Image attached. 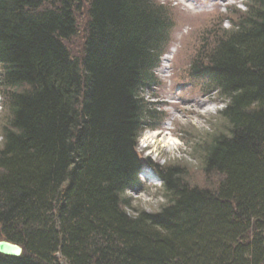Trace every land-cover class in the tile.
I'll list each match as a JSON object with an SVG mask.
<instances>
[{
	"label": "trees",
	"instance_id": "trees-1",
	"mask_svg": "<svg viewBox=\"0 0 264 264\" xmlns=\"http://www.w3.org/2000/svg\"><path fill=\"white\" fill-rule=\"evenodd\" d=\"M89 1L77 57L82 0H0V240L25 253L0 264H264V0L235 8L191 66L225 103L228 130L203 154L216 184L154 164L165 202L136 215L140 91L174 22L154 0Z\"/></svg>",
	"mask_w": 264,
	"mask_h": 264
},
{
	"label": "rangeland",
	"instance_id": "rangeland-1",
	"mask_svg": "<svg viewBox=\"0 0 264 264\" xmlns=\"http://www.w3.org/2000/svg\"><path fill=\"white\" fill-rule=\"evenodd\" d=\"M154 1L170 10L174 27L165 49L166 56L161 66L156 69V81L143 88L140 93L146 107L150 109L157 102L159 105H156V108L166 112L165 121L174 127L173 134L171 133L173 139L172 136L168 140H162L160 136L154 138V134L146 130L143 136L139 137L136 151L142 162L147 158L153 165L159 164L162 168L165 166L180 168L184 171L186 179L199 185L205 184L206 180L216 184V178L208 179L203 173V154L217 132L228 130L227 120L220 115L225 103L217 91L208 90L212 88L207 87L209 81L206 78L192 73L191 66L203 42L210 40L221 24L226 29L231 28L232 21L228 18L238 16L234 14L235 8L245 11L248 1ZM89 9L90 1L82 0L80 10L76 11L77 32L65 44L72 56H82L90 21ZM2 106L1 101L0 145L2 124L7 116V111ZM156 115V119H159L160 116ZM153 116L154 113H148L147 121L152 122ZM160 127L164 130L166 126L162 123ZM150 138L151 145L156 148L155 151L149 149L147 145L144 146L145 141ZM167 142L171 145L168 146ZM157 185L142 180L130 191L125 192L124 196L128 201L125 207L130 215H136L139 211L147 213L159 211L165 198L162 196V188ZM61 264L66 263L61 261Z\"/></svg>",
	"mask_w": 264,
	"mask_h": 264
},
{
	"label": "bare ground",
	"instance_id": "bare-ground-1",
	"mask_svg": "<svg viewBox=\"0 0 264 264\" xmlns=\"http://www.w3.org/2000/svg\"><path fill=\"white\" fill-rule=\"evenodd\" d=\"M161 60H160V65H161ZM156 72V69L154 70V73ZM156 74V73H155ZM149 87V86H148ZM0 91H2V89L0 90ZM1 101H3V98H1L0 97V102ZM156 102V101H155ZM156 105H159V104H157V102H156ZM156 105L154 104L153 105V107H151L150 109L149 108H147V109H149L148 110V113L150 112H152V113H154V115H158V117H159V119H156V118H153V121H152V123H151V125H150V127L149 128H144L143 129V131L141 132V135H140V137H142L143 136V134L146 132V130H149V132L151 133V134H154V138H158L159 136L162 138V140H164V139H166V140H168V138L169 137H171L172 136V139H173V133H172V131L174 130V127L172 126V124H169V123H167V121H165V115H166V112L165 111H162V110H159L158 108H156ZM156 115V116H157ZM157 121V122H156ZM162 123H164V125L166 126V127H164V130H163V128H161L160 127V125L162 124ZM172 133V134H171ZM151 139L152 138H150V140L149 139H147L146 141H145V144H144V146L145 145H147V146H149V149H151V150H153V151H155V149L156 148H154L152 145H151V143H150V141H151ZM167 145L168 146H170L171 145V143L170 142H167ZM143 147V146H142ZM145 158V157H144ZM142 162V161H141ZM160 166V165H159ZM156 169V167H155V165H153V163L151 162V161H149L147 158H145V160H143V162H142V165H141V167H140V169L138 170V173H137V176L138 177H140V178H142V179H145V174H142V172H144V171H146L148 174H149V176H150V178H152L153 179V181H154V184L155 185H157V184H159V185H157L158 187H163L164 185H165V181H164V179L162 178V176L161 175H159L156 171H155V169ZM137 182V181H136ZM160 184H161V186H160ZM137 185H138V182H137ZM5 240V239H4ZM7 241V240H6ZM9 241V240H8ZM9 242H11V241H9ZM11 243H14V242H11ZM14 244H16V245H19V246H21L20 244H17V243H14ZM22 247V246H21ZM0 254H2V253H0ZM25 253H24V250H23V247H22V252L20 253V255H18V256H14V257H20V256H22V255H24ZM3 255H5V254H3ZM7 256H12V255H7Z\"/></svg>",
	"mask_w": 264,
	"mask_h": 264
},
{
	"label": "water",
	"instance_id": "water-1",
	"mask_svg": "<svg viewBox=\"0 0 264 264\" xmlns=\"http://www.w3.org/2000/svg\"><path fill=\"white\" fill-rule=\"evenodd\" d=\"M22 252V247L6 240H0V253L5 255L18 256Z\"/></svg>",
	"mask_w": 264,
	"mask_h": 264
}]
</instances>
